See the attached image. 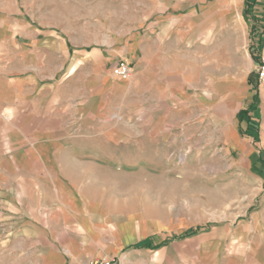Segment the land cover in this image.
I'll list each match as a JSON object with an SVG mask.
<instances>
[{
  "label": "rangeland",
  "instance_id": "1",
  "mask_svg": "<svg viewBox=\"0 0 264 264\" xmlns=\"http://www.w3.org/2000/svg\"><path fill=\"white\" fill-rule=\"evenodd\" d=\"M248 2L0 0V73L24 79L14 86L25 92L35 81L43 90L56 87L58 98L74 99L58 100L56 124L41 121L40 141L25 144L41 155L40 174L29 177L39 185L42 214L70 211L78 200L103 230L106 247L145 251L154 263L230 264L238 250L249 264H264L263 155L236 128V102L224 111L223 81L216 78L214 87L216 126L203 85L186 91L201 100L200 108L189 102L165 119L154 111L151 133L142 132L138 119L149 121L152 112L130 110L126 88L106 96L104 105L80 103L96 87L97 64L114 83L111 68L130 48L167 49L177 38L221 40L226 24L237 42L233 67L254 72L249 35L264 21ZM167 122L174 124L164 129Z\"/></svg>",
  "mask_w": 264,
  "mask_h": 264
},
{
  "label": "crops",
  "instance_id": "2",
  "mask_svg": "<svg viewBox=\"0 0 264 264\" xmlns=\"http://www.w3.org/2000/svg\"><path fill=\"white\" fill-rule=\"evenodd\" d=\"M248 1L255 6L256 20L264 21V0ZM249 38L252 41L250 50L258 62L264 53V26L260 22L251 26ZM201 43L206 48L204 51ZM234 47H237V42L234 41L233 30L226 24L221 40L211 37L201 42L199 39L177 38L170 41L167 49L161 45L152 49L130 48L126 60L120 58L116 62H128L134 70L132 78L121 81L111 75L116 82L110 83L102 73V63L97 64L101 75L94 82L96 87L90 94L82 95L84 101L80 103L104 105L106 96L115 98L121 92L118 90L126 88L123 93L128 94V100L133 104L130 110L140 115L152 112L149 121L138 119L142 132L151 133L154 111L165 112L160 114L161 119H165L189 102L200 108L201 100L186 91L203 85L207 88L206 101H203L212 112L216 126L218 99L214 87L217 78L225 84L223 98L220 97L224 111H229L236 102L235 107L239 108L236 128L241 126L242 136L252 143L251 149L262 152L264 162V92L257 86V63H252L254 72L252 69L242 72L239 67L234 68ZM218 53L223 54V59L217 61L215 56ZM202 79L206 80L203 84ZM24 82V79L15 81L9 79L7 73H0V264H91L105 257L116 258L120 264H160L154 263L145 251L120 254L121 245L106 247L103 230L94 227L91 216L80 208L78 200V205L70 211L62 210L57 215L41 213L40 188L33 182L34 178L29 177L40 174L41 155L26 148L25 144L40 141L42 135L37 128L41 121L52 120L49 124H56L58 100L70 103L74 99L72 94L58 98L56 87L50 85L43 90L35 81L29 93L23 87H15ZM241 85L242 93L238 90ZM173 124L167 122L162 127L168 129ZM230 127L228 131L232 133ZM236 148L243 151L246 144L240 143ZM236 251L232 252L229 263L249 264L244 253Z\"/></svg>",
  "mask_w": 264,
  "mask_h": 264
},
{
  "label": "built area",
  "instance_id": "3",
  "mask_svg": "<svg viewBox=\"0 0 264 264\" xmlns=\"http://www.w3.org/2000/svg\"><path fill=\"white\" fill-rule=\"evenodd\" d=\"M133 68L130 64L124 60H120L114 64L111 68L112 77L121 80L129 81L133 76ZM255 75L257 79V86L259 90L264 92V53L258 58V62L255 68ZM91 264H120L118 259L113 257H105L100 260H95Z\"/></svg>",
  "mask_w": 264,
  "mask_h": 264
}]
</instances>
